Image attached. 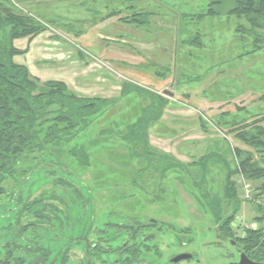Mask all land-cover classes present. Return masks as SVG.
<instances>
[{"label":"rangeland","instance_id":"374dc122","mask_svg":"<svg viewBox=\"0 0 264 264\" xmlns=\"http://www.w3.org/2000/svg\"><path fill=\"white\" fill-rule=\"evenodd\" d=\"M11 1L46 27L14 40L21 51L15 62L80 95L119 98L129 82L164 96L170 106L152 129L174 141L152 145L151 157L171 154L188 168L163 178L168 162L161 159L159 170L139 172L146 161L130 157L107 129L133 121L149 101L136 93L121 97L71 142L28 155L0 182V264H32L35 250L49 252L47 264H86L83 236L94 241L98 233L123 232L117 223L137 218L166 221L169 242L174 232L192 234L204 259L217 261L222 251L208 239L223 219L214 218L207 202L221 201L224 218L233 210L225 162L236 171L231 180L242 201L230 229L240 240L264 229V177L248 179L241 164L249 155L264 166V149L237 136L264 128L263 28L252 33L244 15L210 14L208 0ZM134 10L150 16L129 23ZM222 115L236 124H219ZM171 142L185 155L163 150ZM74 146L85 147L87 165L70 154ZM210 152L201 183V167L191 164Z\"/></svg>","mask_w":264,"mask_h":264},{"label":"trees","instance_id":"16d2710c","mask_svg":"<svg viewBox=\"0 0 264 264\" xmlns=\"http://www.w3.org/2000/svg\"><path fill=\"white\" fill-rule=\"evenodd\" d=\"M208 1L210 14L244 15L252 33L258 29H264V0ZM132 13L133 18L129 20V23H138V21L143 23L145 21L137 17L150 16L147 13L141 16L135 10ZM45 29L46 27L37 20L16 9L11 0H0V182L15 174L17 165L28 155L46 152L51 145L71 142L84 129L121 102V97L135 93L139 97L144 96L149 103L140 109V113L133 121L121 124L116 129L108 128V136L121 141L130 157L142 158L146 161L139 172L153 168L159 170L161 159L163 160L161 163L168 162L165 166L162 165L165 167H163L165 170H163V178L167 177V172L171 169L188 168V165L181 164L171 154H158L160 159L151 157V152L154 151L150 143L151 129L153 125L162 121L165 108L170 106V102L164 96L146 91L139 85L129 82L122 83L119 98L80 95L63 81H41L30 73L26 65L15 62L14 56L21 51L15 46L14 40L20 37H34ZM225 116L219 117L217 122L230 127L236 124L228 123ZM257 132L259 133L257 136L247 137L244 134L237 136L249 145L261 146L264 149V141L261 138V135L264 136V128ZM238 152L241 154L240 150ZM70 154L82 165L89 163V156L84 146H74ZM213 154L215 152H210L191 164L201 167L205 178L201 183L206 182L208 163ZM247 157L241 160L246 177L250 180L263 178L264 166L257 161L253 162L249 155ZM225 165L228 166L226 196L234 202L233 210L224 218L221 201L218 205H214V201H208L207 206L216 220L223 219L222 227H227L226 231L234 234L230 229V223L240 211L242 201L238 198L236 186L231 180L235 170L230 168L228 162H225ZM196 184L198 185V182ZM242 241L246 248L256 250L255 255L262 256L264 259V229L250 230ZM35 252L38 251L35 250ZM35 252L32 264L48 263L49 252L47 254L44 249L42 251L44 253L36 254Z\"/></svg>","mask_w":264,"mask_h":264},{"label":"flooded vegetation","instance_id":"af4514ba","mask_svg":"<svg viewBox=\"0 0 264 264\" xmlns=\"http://www.w3.org/2000/svg\"><path fill=\"white\" fill-rule=\"evenodd\" d=\"M132 221L117 223L123 232L118 229V232L98 233L94 241L88 234L83 236L86 264H96L95 258L100 264H241L243 256L264 263L262 256L255 255L256 250L246 248L242 240L220 226L208 239V245L222 252L217 261L210 262L204 259L198 239L192 234L174 232L175 238L169 242L166 221L154 218Z\"/></svg>","mask_w":264,"mask_h":264},{"label":"crops","instance_id":"0c3cea01","mask_svg":"<svg viewBox=\"0 0 264 264\" xmlns=\"http://www.w3.org/2000/svg\"><path fill=\"white\" fill-rule=\"evenodd\" d=\"M26 40V39H25ZM35 40V39H34ZM34 40L32 41V43L34 42ZM30 42V40H27ZM31 44V43H30ZM30 48H31V45H30ZM163 119V118H162ZM161 123V122H160ZM163 124V123H162ZM159 125V124H158ZM161 125V124H160ZM154 129V128H153ZM153 129H151V132H150V143L151 145L155 146V145H161L163 147V143L166 145L167 141L169 140V138L165 137V136H162V135H158V134H155L153 132ZM170 141H174V139H170ZM173 143V144H172ZM172 144V145H171ZM171 146L170 148H167V146H164L165 148L163 150L165 151H170L171 153L176 150V153H177V156L180 154V155H185L184 152H182L181 150V147H180V144L178 145L177 143L175 142H171ZM175 155V154H174Z\"/></svg>","mask_w":264,"mask_h":264},{"label":"water","instance_id":"95a60500","mask_svg":"<svg viewBox=\"0 0 264 264\" xmlns=\"http://www.w3.org/2000/svg\"><path fill=\"white\" fill-rule=\"evenodd\" d=\"M171 95H173V93H171ZM241 264H264V263L253 262L250 259H248L246 256H243Z\"/></svg>","mask_w":264,"mask_h":264},{"label":"built area","instance_id":"2783aa9c","mask_svg":"<svg viewBox=\"0 0 264 264\" xmlns=\"http://www.w3.org/2000/svg\"><path fill=\"white\" fill-rule=\"evenodd\" d=\"M246 189H247L246 190L247 191L246 196L250 197V191H251L250 184H248V183L246 184Z\"/></svg>","mask_w":264,"mask_h":264}]
</instances>
